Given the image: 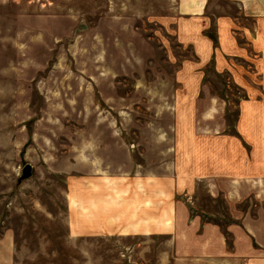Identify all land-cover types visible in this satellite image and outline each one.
<instances>
[{
	"label": "rangeland",
	"instance_id": "374dc122",
	"mask_svg": "<svg viewBox=\"0 0 264 264\" xmlns=\"http://www.w3.org/2000/svg\"><path fill=\"white\" fill-rule=\"evenodd\" d=\"M176 6L0 0V264H183L170 234L125 227L138 222L129 204L112 210L126 215L121 232L106 226V176L131 183L185 168L175 128V111L187 108L183 77L200 74L201 93L226 100L232 125L244 97L230 73L199 64L179 41ZM237 13L232 0H210L204 32L214 46V18ZM175 194L193 215L217 210L229 221L227 201L205 183ZM239 206L264 212L260 197Z\"/></svg>",
	"mask_w": 264,
	"mask_h": 264
},
{
	"label": "crops",
	"instance_id": "0c3cea01",
	"mask_svg": "<svg viewBox=\"0 0 264 264\" xmlns=\"http://www.w3.org/2000/svg\"><path fill=\"white\" fill-rule=\"evenodd\" d=\"M232 1L237 14L214 18L217 46L204 32L213 20L210 0H177L173 23L179 41L193 46L199 64L214 61L215 69L230 73L232 83L244 91L233 125L226 100L201 93L206 84L200 74L183 77L186 93L181 101L187 108L175 111V128L185 168L176 162L174 178L160 179L150 172L145 179L130 177L131 183L126 177L106 176V226L118 223L121 232L126 215L112 210L129 204L138 222L125 227L170 234L183 264H264V212L239 206L252 198L264 202V0ZM199 182L207 185L211 197L227 201L229 221L217 210L208 212L215 215L210 219L203 217L205 211L193 215L175 199L176 191L193 196Z\"/></svg>",
	"mask_w": 264,
	"mask_h": 264
},
{
	"label": "water",
	"instance_id": "95a60500",
	"mask_svg": "<svg viewBox=\"0 0 264 264\" xmlns=\"http://www.w3.org/2000/svg\"><path fill=\"white\" fill-rule=\"evenodd\" d=\"M30 174L29 165H25L23 168V176H28Z\"/></svg>",
	"mask_w": 264,
	"mask_h": 264
},
{
	"label": "trees",
	"instance_id": "16d2710c",
	"mask_svg": "<svg viewBox=\"0 0 264 264\" xmlns=\"http://www.w3.org/2000/svg\"><path fill=\"white\" fill-rule=\"evenodd\" d=\"M210 37H211L212 39H214V37H213L212 35H211ZM214 40H216V39H214Z\"/></svg>",
	"mask_w": 264,
	"mask_h": 264
}]
</instances>
